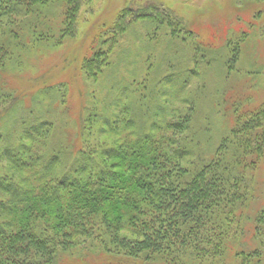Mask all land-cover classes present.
Listing matches in <instances>:
<instances>
[{
    "label": "trees",
    "instance_id": "obj_1",
    "mask_svg": "<svg viewBox=\"0 0 264 264\" xmlns=\"http://www.w3.org/2000/svg\"><path fill=\"white\" fill-rule=\"evenodd\" d=\"M89 1L0 0V264H66L77 249L111 264H261L264 211L250 206L264 161V105L244 112L237 104L208 159L195 144L196 108L186 99L184 109L168 105L161 80L150 76L112 86L106 107L86 109L79 137L68 130L55 149V110L69 105L67 85L34 95L52 105L49 120L24 116L27 95L8 88L7 76L30 51L75 38ZM139 21L174 42L191 34L185 17L163 4L124 9L103 28L113 44L82 60L86 80L98 82L118 39ZM239 55L237 47L234 62Z\"/></svg>",
    "mask_w": 264,
    "mask_h": 264
},
{
    "label": "rangeland",
    "instance_id": "obj_2",
    "mask_svg": "<svg viewBox=\"0 0 264 264\" xmlns=\"http://www.w3.org/2000/svg\"><path fill=\"white\" fill-rule=\"evenodd\" d=\"M149 3L178 11L185 17L192 35L184 34L174 42L154 26L134 23L118 39L111 67L98 82L86 80L80 71L82 60L97 51H107L114 41L102 33L103 28L111 26L124 9L139 10ZM79 22L75 38L56 47L43 45L30 51L32 55L25 59V66L11 69L7 76L8 88L27 95L25 104L30 109L24 112L25 117L32 116L29 114L32 111L33 116L49 120L54 116L49 115L53 113L52 105H38L42 101L39 97L34 99V95L38 96L47 86L67 85L69 105L62 108L58 104L55 110L57 136L51 142L54 149L58 147L57 137L63 138L68 130L73 139L79 137L86 109L94 107L97 103L93 102L97 101L100 107H106L111 100V87L123 86L127 76H139L138 81L146 76L155 83L161 80L166 91L163 100L168 105L184 109L182 102L186 99L187 107L196 108L193 135L205 159L214 154L234 124L237 104L243 105L244 112L257 111L264 105L262 4L240 8L236 0H90L83 7ZM237 47L240 55L234 62ZM45 76L47 79L35 81ZM53 93L47 92L49 98ZM254 187L255 199L250 209L264 211V161L255 173ZM260 241L264 244V231ZM107 258L77 249L73 256L67 257L66 264H111ZM261 264H264V246Z\"/></svg>",
    "mask_w": 264,
    "mask_h": 264
}]
</instances>
